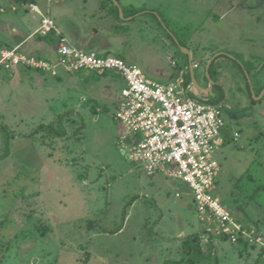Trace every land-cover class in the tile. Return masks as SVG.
<instances>
[{
	"label": "rangeland",
	"instance_id": "obj_1",
	"mask_svg": "<svg viewBox=\"0 0 264 264\" xmlns=\"http://www.w3.org/2000/svg\"><path fill=\"white\" fill-rule=\"evenodd\" d=\"M153 1L159 22L147 14L146 25L135 14L123 28L99 14L93 18L98 31L87 41L59 30L86 51L102 53L107 43L123 41L138 57L108 54L136 60L161 83L171 79L151 76L147 62L187 79L189 55L182 48L192 61L200 59L195 80L209 87L210 78L213 87L206 93L186 83L187 93L224 111L214 194L242 223L264 232V0ZM81 6L82 0L49 2L51 14L64 8L84 23ZM123 8L127 13L132 6ZM24 21L31 32L40 15L25 14ZM210 53L216 58L208 77ZM7 73L0 79V264H161L179 257V242L189 234L211 241L218 264L264 260L258 246L242 249L209 237L181 179L148 176L121 154L127 139L121 141L123 126L113 115L122 78L87 70L58 77L26 68Z\"/></svg>",
	"mask_w": 264,
	"mask_h": 264
},
{
	"label": "built area",
	"instance_id": "obj_2",
	"mask_svg": "<svg viewBox=\"0 0 264 264\" xmlns=\"http://www.w3.org/2000/svg\"><path fill=\"white\" fill-rule=\"evenodd\" d=\"M50 1L47 0L48 4ZM28 9L40 15L34 34L54 37L55 57L46 59L28 54L20 50V45L0 48V79L4 73L26 67L51 76L60 71L82 70L117 74L125 83L113 115L123 126L121 141L127 139L120 148L121 154L137 163L148 176L163 174L185 182L208 235L264 249L262 229L242 223L214 194L220 169L215 139L225 126L223 107L190 96L182 72L167 83L154 81L136 64L120 56L77 47L37 4L28 3ZM192 64L195 68L199 66L198 62Z\"/></svg>",
	"mask_w": 264,
	"mask_h": 264
},
{
	"label": "crops",
	"instance_id": "obj_3",
	"mask_svg": "<svg viewBox=\"0 0 264 264\" xmlns=\"http://www.w3.org/2000/svg\"><path fill=\"white\" fill-rule=\"evenodd\" d=\"M104 1L106 0H94V2L90 3L89 0H82L81 8H82V12L85 18L80 16V19L84 23L87 19H89L90 20L89 23L91 24V27L87 30L88 33H86L85 24L79 23L80 21L78 19H74V17H72L70 14L71 12L67 11V9L57 8L51 14V10H49V4L47 0H1L0 1V48H10V47L20 45V50L24 49L27 53L33 54V55H39L43 53L44 51H49V50L52 53L55 52L54 50L55 42L52 41L53 40L52 35L47 36V37L29 35V34H32V32H34V30L37 29V27L39 26L38 25L33 31L29 32L28 26L25 25L24 15L25 14H30V15L36 14L35 12H32L28 9V3L30 2L37 4L41 10L48 12L50 17L54 19L56 25L62 31L69 33L75 40L78 39L79 41H82V40L87 41L90 35H92L93 33H97L98 30L94 28V25L96 24L93 21V18L99 14H101L102 16L106 15L107 17L106 16L105 17L111 19V21L113 20L114 23L121 21V24H123L122 25L123 28H124V25L128 23V21H133L134 20L133 18H135L136 15L140 16L141 18V19L139 18L140 23H143L146 25H149L147 24L148 23L147 19H149V17H147V14L152 15V17H154L156 21L158 22L162 18L160 17L161 15H159L158 13L159 4L158 2H155L153 0H141L144 3V5H147L149 3L150 9H144V10L141 9L140 10L141 12L138 11L136 15L135 14L130 15V8H128L127 13L125 12L123 8V5H127V3L128 5H131L132 7H134L135 5H133L132 0L131 1L126 0L128 1L127 3L124 0L125 4H121V1L117 0L120 7L122 8L123 17H124V18L121 17V15L119 14L120 19L115 18L110 13L111 9ZM102 2H104L103 6H101ZM44 7H45V10H44ZM155 15L160 18L158 19ZM118 30L119 29L114 30V32L118 33ZM105 47H106L104 48L105 51L102 52L101 54H108L109 52L107 51L114 49V51L118 55L125 54L127 57H138L129 51V49L126 47L123 41H119L116 44L107 43ZM211 55L212 54L210 53L209 56H206V57L209 58ZM194 60L192 61V58H191L192 62L199 63L200 59L195 58ZM129 62L136 64V60H133V62L131 61ZM147 67H148L150 75L157 79H168V80L171 79L172 80L174 77H176L178 74L181 73V71L180 72L178 71V73L169 74L170 71L168 69L156 65L155 63H153V61L147 62ZM17 70H22V69L18 68ZM115 75L119 77L117 74ZM3 78H9L8 73H5L3 75ZM217 84H220V83H217ZM205 87L206 86L202 88H205Z\"/></svg>",
	"mask_w": 264,
	"mask_h": 264
},
{
	"label": "trees",
	"instance_id": "obj_4",
	"mask_svg": "<svg viewBox=\"0 0 264 264\" xmlns=\"http://www.w3.org/2000/svg\"><path fill=\"white\" fill-rule=\"evenodd\" d=\"M104 2H106V4L111 9V12L110 13L115 18L120 19L119 18L118 7H116L113 4V1L112 0H106ZM104 2H102L101 6L104 5ZM140 10L141 9L138 8V7H132V8H130V15L136 14ZM40 37H47V36H40ZM52 41L53 42L55 41L54 37H53V40ZM215 58L210 63L208 70L211 69V67H212V65H213V63L215 61ZM26 69H33V68L32 67H26ZM33 70H36V71H39V72H43V71L37 70V69H33ZM108 73L109 74L110 73L111 74H114L113 72H103V74H108ZM54 77H58V76H54ZM2 78H3V76H2ZM186 83L191 84L190 77H189V72L187 73V79L184 78V84L186 85ZM263 86L261 85V87H259L260 88L259 90H261ZM207 103H209V102H207ZM209 104H211V103H209ZM213 104H215V103H213ZM2 128L4 130H7V128L5 126H3ZM211 236L212 235H210L209 237H211ZM221 239H227V238L221 237ZM179 243H180L179 257L178 258H170V257H168V258L164 259L161 264H218V259L216 257L214 245L211 243V241H209V239H208L207 242H203V238L200 237L198 234H189L186 237H184L183 239H181ZM236 244H238V243H236ZM203 245L205 247H207L206 250L203 249ZM239 245L242 246V249L248 248V247H251V246L252 247L255 246L253 244L247 245L246 243L239 244ZM261 252H262V255H263L264 249L261 248L259 254ZM253 264H264V260L261 259V256L258 255L256 257V259L254 260Z\"/></svg>",
	"mask_w": 264,
	"mask_h": 264
},
{
	"label": "water",
	"instance_id": "obj_5",
	"mask_svg": "<svg viewBox=\"0 0 264 264\" xmlns=\"http://www.w3.org/2000/svg\"><path fill=\"white\" fill-rule=\"evenodd\" d=\"M114 5H116L118 7V10H119V14L121 15V17H123V11H122V8L120 7L119 3L117 0H112ZM182 50L187 53L189 55V72H190V80H191V84L194 86V87H197V89H199L200 91H204V92H208L209 90L212 89V85H213V81L209 78V87H206V88H202L200 86H198L196 80H195V76H194V69H193V65H192V61H191V56H190V52L189 50H187L186 48H182ZM216 56V55H215ZM215 56H211L208 58L207 62H206V65H205V71H206V75L209 77L208 75V68H209V65L210 63L213 61V59L215 58ZM264 93V88L262 89L261 91V94Z\"/></svg>",
	"mask_w": 264,
	"mask_h": 264
},
{
	"label": "clouds",
	"instance_id": "obj_6",
	"mask_svg": "<svg viewBox=\"0 0 264 264\" xmlns=\"http://www.w3.org/2000/svg\"><path fill=\"white\" fill-rule=\"evenodd\" d=\"M193 63V62H192ZM193 65V64H192ZM193 68H195V67H193Z\"/></svg>",
	"mask_w": 264,
	"mask_h": 264
}]
</instances>
